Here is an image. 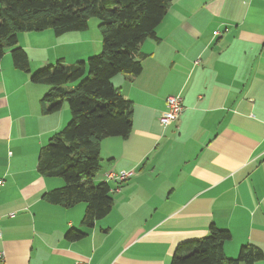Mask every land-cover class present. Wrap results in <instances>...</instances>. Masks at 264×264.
I'll use <instances>...</instances> for the list:
<instances>
[{"label": "crops", "instance_id": "1", "mask_svg": "<svg viewBox=\"0 0 264 264\" xmlns=\"http://www.w3.org/2000/svg\"><path fill=\"white\" fill-rule=\"evenodd\" d=\"M58 37L18 35L27 73L13 67L9 51L0 60L5 264H170L178 244L203 238L211 224L231 233L227 258L247 244L264 252V0H174L156 38L137 49L140 74L112 79L133 104V126L127 139L101 142L92 181L109 185L113 207L91 228L82 225L83 203L66 209L46 202L64 182L37 171L42 149L71 117L65 103L44 113L48 87L31 75L66 64V51L73 62L101 51L98 26ZM175 95L183 110L164 128L159 118ZM112 172L133 175L107 181ZM73 229L85 236L67 241Z\"/></svg>", "mask_w": 264, "mask_h": 264}, {"label": "trees", "instance_id": "2", "mask_svg": "<svg viewBox=\"0 0 264 264\" xmlns=\"http://www.w3.org/2000/svg\"><path fill=\"white\" fill-rule=\"evenodd\" d=\"M174 0H0V60L10 49L13 67L29 72V59L17 47L18 35L50 30L55 36L85 31L89 20L100 23L101 51L86 61L65 65L61 60L31 75V81L48 87L42 102L45 114L66 103L70 121L42 149L37 171L43 177L60 178L64 185L44 195L49 204L72 208L85 205L82 225L91 228L106 217L113 200L110 187L95 184L100 171V145L108 138L127 139L133 126V104L112 84L117 75H138L143 55L138 47L155 39L156 29ZM72 87H69L71 86ZM84 233L71 230L67 241H79ZM231 233L211 224L203 238L178 244L170 264H255L264 252L243 245L236 258H227L224 245Z\"/></svg>", "mask_w": 264, "mask_h": 264}, {"label": "built area", "instance_id": "3", "mask_svg": "<svg viewBox=\"0 0 264 264\" xmlns=\"http://www.w3.org/2000/svg\"><path fill=\"white\" fill-rule=\"evenodd\" d=\"M216 34V33H215ZM165 111L160 115L159 122L162 127H167L172 123H176L182 113V99L180 96H168L165 100ZM132 172H120V173H109L106 176V180H113L119 183L125 182L132 177ZM4 182L0 179V189ZM0 264H5L3 254L0 252Z\"/></svg>", "mask_w": 264, "mask_h": 264}, {"label": "rangeland", "instance_id": "4", "mask_svg": "<svg viewBox=\"0 0 264 264\" xmlns=\"http://www.w3.org/2000/svg\"><path fill=\"white\" fill-rule=\"evenodd\" d=\"M100 22L97 20V19H94V18H92V19H90L89 20V25H88V28H89V30L90 31H92L93 30V25L94 26H98V24H99ZM46 31H50V30H46ZM43 32H45V31H43ZM28 33V32H27ZM34 33H41V32H34ZM60 38H62V35H60L59 37H58V39H60ZM17 47L19 48L20 46L18 45V43H17ZM24 50V49H23ZM7 51H9L10 52V49H6V52ZM25 51V50H24ZM5 52V53H6ZM26 52V51H25ZM77 53H81L82 52V49H79V50H77L76 51ZM10 54V53H9ZM27 54V53H26ZM99 54V53H98ZM98 54H96V55H98ZM62 56L66 59L65 61L67 62L65 65H70V63H71V65L72 64H74V63H76V62H73V56H72V53L70 52V51H66V52H64L63 54H62ZM92 56H95V55H92ZM92 56H89V57H92ZM88 57V58H89ZM88 58H85L86 60L88 59ZM29 59V58H28ZM85 60V61H86ZM56 62H53V64H51V65H54ZM29 64H30V60H29ZM48 66H50V64H47L45 67H43V68H46V67H48ZM29 69H30V66H29ZM41 69V68H40ZM25 73H27V72H25ZM72 86V85H71ZM66 104V103H65Z\"/></svg>", "mask_w": 264, "mask_h": 264}]
</instances>
